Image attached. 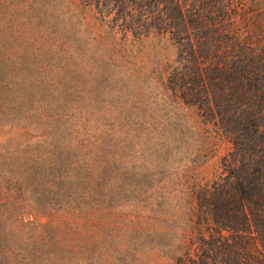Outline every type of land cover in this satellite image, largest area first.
Returning <instances> with one entry per match:
<instances>
[{
  "label": "rangeland",
  "instance_id": "obj_1",
  "mask_svg": "<svg viewBox=\"0 0 264 264\" xmlns=\"http://www.w3.org/2000/svg\"><path fill=\"white\" fill-rule=\"evenodd\" d=\"M173 58L165 39L123 42L82 0H0V98L21 104L0 111V264H173L180 189L231 149L165 87ZM51 75L79 88L76 124L24 111Z\"/></svg>",
  "mask_w": 264,
  "mask_h": 264
},
{
  "label": "trees",
  "instance_id": "obj_2",
  "mask_svg": "<svg viewBox=\"0 0 264 264\" xmlns=\"http://www.w3.org/2000/svg\"><path fill=\"white\" fill-rule=\"evenodd\" d=\"M82 2L125 43L167 40L174 58L165 87L176 102L195 108L212 126V136L231 143L221 172L180 189L187 219L176 227L180 240L173 264H264V0ZM68 81L51 75L48 101L37 98L24 111L35 110L49 123L76 124L88 110L68 102L79 91L69 90ZM7 105L21 106L1 96L0 111ZM163 180L157 178L159 192L165 190ZM162 223L156 233H166ZM130 224L134 231L148 230L139 218Z\"/></svg>",
  "mask_w": 264,
  "mask_h": 264
}]
</instances>
